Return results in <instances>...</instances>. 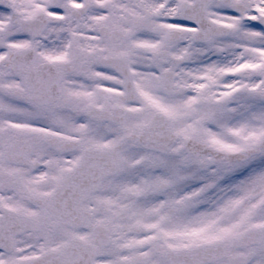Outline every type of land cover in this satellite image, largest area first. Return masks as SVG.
<instances>
[{"label":"snow or ice","instance_id":"1","mask_svg":"<svg viewBox=\"0 0 264 264\" xmlns=\"http://www.w3.org/2000/svg\"><path fill=\"white\" fill-rule=\"evenodd\" d=\"M0 264H264V0H0Z\"/></svg>","mask_w":264,"mask_h":264}]
</instances>
